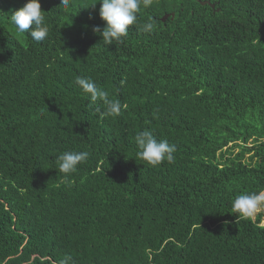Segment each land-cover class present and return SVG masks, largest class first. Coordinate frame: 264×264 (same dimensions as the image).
Wrapping results in <instances>:
<instances>
[{"label": "trees", "instance_id": "obj_1", "mask_svg": "<svg viewBox=\"0 0 264 264\" xmlns=\"http://www.w3.org/2000/svg\"><path fill=\"white\" fill-rule=\"evenodd\" d=\"M201 1L150 0L107 45L100 0H40L39 43L9 23L28 0H0V264H264V212L231 208L264 190V0ZM145 129L173 163L137 158ZM68 150L90 156L65 180Z\"/></svg>", "mask_w": 264, "mask_h": 264}, {"label": "clouds", "instance_id": "obj_2", "mask_svg": "<svg viewBox=\"0 0 264 264\" xmlns=\"http://www.w3.org/2000/svg\"><path fill=\"white\" fill-rule=\"evenodd\" d=\"M99 15L105 22V27L93 28V33L99 34L105 44L121 43L122 38L128 35L130 26L137 23L141 6L148 7L150 0H100ZM94 3L91 7H95ZM65 10L74 7L72 0H60L59 7ZM88 8V7H87ZM9 23L18 33L26 34L34 42L43 41L49 34L44 12L41 10L40 0H28L19 10L9 15ZM34 26V27H32ZM32 29L29 32V29ZM154 28V21L149 19L141 26L144 32ZM75 84L79 86L92 102L100 101L104 106L102 117L119 116L122 105L119 100L109 98L107 91L103 90L89 77H76ZM138 151L137 158L150 166H158L163 162L173 163L177 148L167 140H157L150 130H143L135 136ZM88 151L68 150L57 158L58 172L67 180L71 174L78 170V166L89 159ZM232 211L239 219H252L264 212V190L259 192H245L235 196L231 202Z\"/></svg>", "mask_w": 264, "mask_h": 264}, {"label": "rangeland", "instance_id": "obj_3", "mask_svg": "<svg viewBox=\"0 0 264 264\" xmlns=\"http://www.w3.org/2000/svg\"><path fill=\"white\" fill-rule=\"evenodd\" d=\"M5 5H6L5 2L1 1V6L3 7V6H5ZM13 6H14V4L10 5V9H12V10H10L11 13L14 12V8H13ZM13 31L16 33V35H17L19 38H21V33H18V32L15 30V28H13ZM238 150H239L238 148H235V152L238 151ZM263 223H264V221H263Z\"/></svg>", "mask_w": 264, "mask_h": 264}, {"label": "water", "instance_id": "obj_4", "mask_svg": "<svg viewBox=\"0 0 264 264\" xmlns=\"http://www.w3.org/2000/svg\"><path fill=\"white\" fill-rule=\"evenodd\" d=\"M201 4H202V5H210L213 9H215V7H216V4L211 3V1H209V0L201 1ZM219 10H220V9H218V11H219ZM173 16H174V15H173ZM167 17H168V15H166L165 18H163V20L165 21Z\"/></svg>", "mask_w": 264, "mask_h": 264}]
</instances>
